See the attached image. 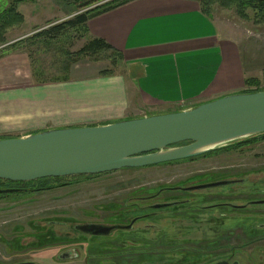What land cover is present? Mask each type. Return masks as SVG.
<instances>
[{
    "label": "rangeland",
    "instance_id": "obj_1",
    "mask_svg": "<svg viewBox=\"0 0 264 264\" xmlns=\"http://www.w3.org/2000/svg\"><path fill=\"white\" fill-rule=\"evenodd\" d=\"M11 1L0 0V11L7 8ZM52 1L27 0L21 9L24 16L22 23L14 25L7 30V45L0 44V59L6 56L16 60L19 58V61L22 60V67L24 61L28 67L27 74L29 73L35 83L37 82L33 75L29 50H33L37 65L40 64L42 66L46 72V77L58 74V72L60 74L63 71L60 69L61 65L58 62V56H55L54 51L51 49L52 47L46 49L36 43L32 44L31 47L29 42L24 43L23 41L45 27L69 18L79 11L105 3L108 0H103L84 9L81 7L85 4L84 0H59L61 3V8L59 9H55ZM248 13L249 19H244L236 12L235 8H224L220 5H215L212 10L213 16L217 17L221 25L224 24L227 28L229 26L240 36H245L247 39L264 41V19L261 16H256L251 10H248ZM51 15L55 16L51 20H47L48 17H52ZM78 34L80 33L75 31L71 33L68 41L72 42V44L62 42L53 47H62L72 52L80 49L87 42V38L85 35L78 37ZM18 36H21V38L17 39ZM10 44H13V47ZM19 54L22 57H19ZM59 60L61 61L60 57ZM91 63L98 66L99 71L110 68L116 74L123 71L121 63L116 66L112 65L111 57L106 56V58L100 60L85 58L72 66L71 71L68 73L69 78L64 81L71 79L73 69L75 73L79 69V67L76 68L77 66ZM259 75L260 84L258 87L264 88V68H261ZM246 88L245 86L244 90ZM133 102H131L130 106L131 114L135 115H143L165 109L163 106L146 105L137 98ZM186 105V103H181L178 107L170 106L169 109H181V107H186ZM14 134L7 133L6 136L13 137L12 135ZM205 173L214 174L217 177H221L220 179H225V177H244L253 182H263L264 139L241 147L238 150L223 151L207 157L167 164L161 163L137 169L125 168L93 176L89 179L80 175L69 176L62 181L72 183L62 187L28 195H13L12 197L5 195L3 196L4 198L0 199V264H106L107 262L108 264H170L168 262L176 260H178L176 264H190V261L186 260V258L192 254L195 256L201 255V252L222 254L226 250V248L221 247L222 245L234 244L237 247L244 240L249 243L242 250L238 248L236 250L235 258L239 261V264H264V238L252 241L255 237L244 232L239 224L243 220L238 219V215L234 219H224V222L220 225L221 228L231 227L236 224L234 235L229 237L228 234L223 233L224 235L219 236V240L214 245H210L206 241H200L198 244L184 243L186 244L184 246H187L189 251L179 259L173 257L182 251V245L179 246L181 248L178 250L170 249L171 251H168V247L162 241L163 238L151 244L148 249L138 248L134 250V253L127 252L126 255H122L121 253H114L113 250L107 251L99 247L94 248L91 246L87 248L86 241H76V237L82 239V235L78 233L73 235L71 233L73 232L74 223L111 224L124 210L126 200L134 199L136 195L139 197L147 196L149 192H155V189L160 186L179 184L193 176ZM214 178L213 176H205L198 181L203 183L206 180H215ZM239 184L241 185V183ZM244 186L250 187L247 182H245ZM223 190H225L224 187H215L200 190L198 193H217ZM169 194L174 197L177 195L174 192L164 193L160 198ZM173 214L170 215L180 217L175 219L170 217L168 221L171 226L168 230L169 238L175 232L172 225L179 226L182 231L179 238L181 240L196 241L211 235V232L207 229L210 226L202 225L199 228V223L194 222L197 219L195 218L196 216H188L180 212ZM206 218H201V220ZM57 221L60 223H57ZM261 221L264 223V218ZM253 222L250 220L247 223L248 228L251 227L250 225ZM220 228L218 231L222 230ZM50 229L54 232V236L46 237L45 234L49 233L47 231ZM256 231L263 232L264 229H257ZM68 232L71 233L70 236H74L69 240L62 236V234ZM58 234L61 235L59 238ZM116 234L117 232L113 235L116 236ZM211 238L212 236L209 237L210 240ZM111 243L117 244L116 242ZM69 248H75L78 256L75 258H62L60 254ZM168 255L173 257L170 258ZM198 261L200 262V260Z\"/></svg>",
    "mask_w": 264,
    "mask_h": 264
},
{
    "label": "crops",
    "instance_id": "obj_2",
    "mask_svg": "<svg viewBox=\"0 0 264 264\" xmlns=\"http://www.w3.org/2000/svg\"><path fill=\"white\" fill-rule=\"evenodd\" d=\"M52 3L61 8L59 0ZM87 26L91 37L120 50L123 71L101 75L94 63L82 64L68 81L37 84L24 61L22 67L19 58L0 59V137L106 124L179 110L169 107L181 103L187 104L181 109L190 108L243 92L245 79L259 78L264 68V41L221 25L203 13L199 0H129L90 18ZM136 98L165 109L131 114Z\"/></svg>",
    "mask_w": 264,
    "mask_h": 264
},
{
    "label": "water",
    "instance_id": "obj_3",
    "mask_svg": "<svg viewBox=\"0 0 264 264\" xmlns=\"http://www.w3.org/2000/svg\"><path fill=\"white\" fill-rule=\"evenodd\" d=\"M261 134H264V90L236 92L190 108L106 124L50 128L25 136L1 137L0 179L24 182L151 166L196 157ZM10 190L15 189L6 191ZM162 206L166 204L155 207ZM132 223L91 224L82 229L105 235L115 227L130 228ZM214 264L229 263L223 260Z\"/></svg>",
    "mask_w": 264,
    "mask_h": 264
},
{
    "label": "trees",
    "instance_id": "obj_4",
    "mask_svg": "<svg viewBox=\"0 0 264 264\" xmlns=\"http://www.w3.org/2000/svg\"><path fill=\"white\" fill-rule=\"evenodd\" d=\"M25 1L27 0H12L10 5L7 8L0 11V44L7 43L6 32L10 27L22 23L24 16L18 10V5ZM101 1L103 0H92V1L84 0L85 4H83L81 7L82 9H84L85 7L87 8L88 6L98 4ZM127 1L129 0H108L105 3L98 4L92 8H89V9L87 8L86 10L79 11L69 18L63 19L57 23H54L48 27H45L35 32L31 37L23 41L24 43L29 42L30 46L36 43L46 49H50L52 47L51 49L54 51L55 56H58V62L61 65L60 69L63 71L60 74L58 72V74H54L50 77H46L45 76L46 72L44 71L42 66L40 64L37 65V61L35 57L33 56V50H29V56L31 58V66L33 68V75L36 79V82L37 83H47V82H58V81L67 80L69 78L68 73L71 71L72 66L85 58L100 60V59L106 58L107 56V57H111L113 66H116L118 63H122L123 56L120 50L114 48L111 44H109L106 40L102 38L91 37L89 35L87 22L90 18L100 13H103L105 11H108ZM199 2H200L203 13L207 14L208 16L212 15V10L215 5H220L221 7H224V8H235L236 12L244 19H249L248 10H251L256 16H261L262 19H264V0H199ZM73 31L80 33L78 34V37L80 36L83 37L85 35V37L87 38V42L80 49L72 52L69 49H65L62 47H53V46H56L58 43L69 42L68 38L70 37ZM69 43L72 44V42H69ZM10 45H12L13 47V44H10ZM59 57L61 61L59 60ZM113 73L115 72L111 68L100 70L101 75H110ZM259 84H260V81L258 78L247 77L245 79V86L247 88L246 90H243V92H253V91L264 90V88L258 87ZM260 139L262 140L264 139V134L236 141L228 146L209 151L207 153H204L196 157H192V158H188L184 160L166 162L165 164L185 161V160H193L199 157H207V156L213 155L215 153L223 152V151L238 150L241 147L257 142ZM101 174L103 173L84 174L80 176H86L89 179L93 176H98ZM73 176H78V175H73ZM205 176H213L215 177L214 179L221 178L211 173H205V174L193 176L187 181L181 182L179 184H184V183L191 182L194 180L198 181L200 178L205 177ZM66 177H69V176H66ZM64 178L65 177H48V178H41V179H37L33 181H24V182L0 179V189L5 190V191H0V199L4 198L3 196L5 195L9 197H12L13 195H23V194L28 195V194L38 193L44 190L55 189V188L62 187V186L72 183V182L62 181ZM225 179H227V177H225ZM160 188H162V186L156 188L155 190H159ZM7 189H15V190L6 191ZM149 194H152V193L149 192ZM133 200L137 201L138 198H134V199L131 198V199L126 200L125 202L126 206L125 208H123L124 210H122L120 215L117 216L118 218L116 217V220L124 223L126 220L130 218L129 215L131 216L133 213L136 214L138 210L141 213L143 212L142 209H136V204H134ZM166 207L168 206L161 207V211L158 213V216H157L158 218H156V221H152L150 220V218H147V217L142 218L138 220L137 224L131 229H119L118 228L119 231L117 232L116 236L114 235L103 236V237H106L107 242L102 243L103 245L101 246L102 247L101 249L107 250V251L113 250L114 253H121L122 255H126L127 252L134 253V250L138 248L148 249L150 248L151 244L158 241V239L163 238L162 241L168 247L169 249L168 251H171L172 249L178 250L181 247L183 248L181 252H178V254H175V257L168 255V257L170 258L173 257V258L179 259L186 252L189 251L188 250L189 248L187 246H184L186 245L184 243L191 242L192 244L194 243L198 244L200 243V241H207V240H209L207 242H210L209 237H211V235L210 236L204 235L206 237L205 239L196 240V241H192V240L185 241V240L179 239L181 237L182 231L177 225H172L175 232L172 235V237L169 238L168 230H169V227L171 226H170V222L168 223V221L171 217L170 214L172 215L174 214L172 212L168 213ZM177 209H179V207L173 208V210H177ZM178 217L172 216V219H175ZM194 222L199 223L198 227L201 226L202 221L199 218H197ZM150 223L152 224L150 225ZM47 232H46L47 234H45L46 237L54 236L53 235L54 232L51 231V229ZM248 235L255 237L254 240H252V241H255L256 239L260 237L258 235H261V234L250 233ZM217 240H219V238H217L214 241V243ZM111 242H116L117 244L114 245ZM244 242L246 241L244 240L242 244ZM100 245H101L100 243H94L93 247L98 248ZM210 245H214V244L210 242ZM221 247L226 248V250L222 254L220 253L212 254V253L201 252L200 253L201 255L195 256L192 254L188 256L186 260L188 259L190 261L189 262L190 264H212L213 262H216L217 260H220L226 257V255L228 254L229 245L224 244ZM198 260H200V262ZM177 261L178 260L173 261V262L170 261L168 263L176 264ZM106 264H108V262ZM147 264H151V263H147Z\"/></svg>",
    "mask_w": 264,
    "mask_h": 264
},
{
    "label": "flooded vegetation",
    "instance_id": "obj_5",
    "mask_svg": "<svg viewBox=\"0 0 264 264\" xmlns=\"http://www.w3.org/2000/svg\"><path fill=\"white\" fill-rule=\"evenodd\" d=\"M218 181H230L227 184L218 185V186H212V187H206V188H199V189H189L191 187L197 186V185H204L208 183H214ZM245 182L250 185V187H246ZM200 181H191L184 184H175L172 186H162L159 190H155L152 194H149L147 196H137V201H134V204H136V209H142V213L138 212L135 214L133 213L128 220H126L124 223L119 222L118 220H113L111 224H103V223H94V222H84V223H74L72 230L73 235L75 233H78L83 236L82 239L76 237V241L84 240L87 243V248L93 246L94 243H100L101 246L102 243H106L107 239L106 237L110 235L112 236L116 232H118V228L112 229L108 234L105 235H97L92 234L90 232L84 231L83 226L85 225H104V226H127L131 225L130 228L134 227L137 224V221L142 218H150L152 221H156V218H158V213L161 211V207H155L156 205H163L166 204L167 212H173V213H185L188 216H196L195 218H201L207 217L205 220H201V226L202 225H208L210 227H207L209 232H211V240L214 244V241L219 238L223 233L228 234L229 237L234 235L235 231V225L233 226H227V227H221L220 225L224 222V219H234L236 218V215H238V219H242L239 224L242 226V229L246 234L254 233V234H261L258 239L261 240L264 238V231L258 232L257 229H264V223L261 221V219L264 218V181L263 182H253L251 180H248L246 178L242 177H234V178H227V179H215V180H206L203 183H200ZM241 183V185L239 184ZM239 184V185H238ZM215 187H224L225 190L222 192L217 193H198L200 190L209 189V188H215ZM177 193V195L171 196L170 194L168 196H164L163 198H160V196L164 193ZM163 207V206H162ZM174 207H179L177 210H173ZM141 211V210H140ZM171 216V215H170ZM172 217V216H171ZM187 218V217H186ZM210 219V220H209ZM212 219V220H211ZM254 221L251 223V227L248 228L247 223L249 221ZM57 223H60L57 221ZM62 224V223H61ZM152 223H150L151 225ZM200 228V227H199ZM222 229L221 231H218ZM124 229V228H119ZM70 232L66 234H62V236H65L68 240L71 237ZM223 234V235H224ZM61 235L58 234V238ZM79 236V235H76ZM86 236V237H84ZM215 237V238H214ZM57 238V239H58ZM75 240V239H74ZM209 241V240H207ZM206 241V242H207ZM207 242V243H210ZM82 243V242H81ZM249 242H244L240 246H235L234 244H230L228 248V254L226 257L217 260L218 261H227L229 264H239V261L235 258L236 257V250L240 249L242 250ZM238 248V249H237ZM62 258H75L78 256V253L76 252L75 248H69L66 249L60 254ZM213 262L212 264L216 263Z\"/></svg>",
    "mask_w": 264,
    "mask_h": 264
}]
</instances>
